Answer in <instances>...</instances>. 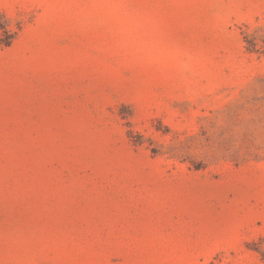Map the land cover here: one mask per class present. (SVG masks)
I'll return each mask as SVG.
<instances>
[{
  "label": "rangeland",
  "instance_id": "obj_1",
  "mask_svg": "<svg viewBox=\"0 0 264 264\" xmlns=\"http://www.w3.org/2000/svg\"><path fill=\"white\" fill-rule=\"evenodd\" d=\"M0 264H264V0H0Z\"/></svg>",
  "mask_w": 264,
  "mask_h": 264
}]
</instances>
